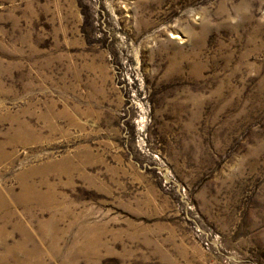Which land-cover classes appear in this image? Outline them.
<instances>
[{"label": "rangeland", "instance_id": "374dc122", "mask_svg": "<svg viewBox=\"0 0 264 264\" xmlns=\"http://www.w3.org/2000/svg\"><path fill=\"white\" fill-rule=\"evenodd\" d=\"M0 264H264V0H0Z\"/></svg>", "mask_w": 264, "mask_h": 264}, {"label": "bare ground", "instance_id": "6f19581e", "mask_svg": "<svg viewBox=\"0 0 264 264\" xmlns=\"http://www.w3.org/2000/svg\"><path fill=\"white\" fill-rule=\"evenodd\" d=\"M25 179H26V178H25ZM23 191H24L23 195H25V196L28 195V194H32V192H28L27 189H23ZM21 193H22V192H21ZM5 215H6V214H5ZM88 229H89V228H88ZM1 232H2V231H1ZM24 233H25V232H24ZM4 234H5V232H4ZM21 236H22V235H21ZM8 239H9V238H8ZM29 239H30V238H29ZM33 247H34V246H33ZM26 250H27V249H26ZM26 250H25V251H26ZM20 258H21V257H20Z\"/></svg>", "mask_w": 264, "mask_h": 264}]
</instances>
